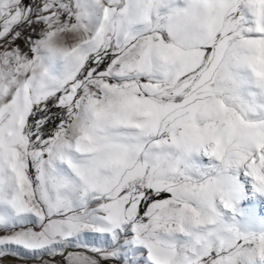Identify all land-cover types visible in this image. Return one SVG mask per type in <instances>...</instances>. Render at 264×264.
<instances>
[{"label": "snow or ice", "instance_id": "obj_1", "mask_svg": "<svg viewBox=\"0 0 264 264\" xmlns=\"http://www.w3.org/2000/svg\"><path fill=\"white\" fill-rule=\"evenodd\" d=\"M264 264V0H0V264Z\"/></svg>", "mask_w": 264, "mask_h": 264}, {"label": "rangeland", "instance_id": "obj_2", "mask_svg": "<svg viewBox=\"0 0 264 264\" xmlns=\"http://www.w3.org/2000/svg\"><path fill=\"white\" fill-rule=\"evenodd\" d=\"M6 264H21V262L15 260H9L6 262ZM26 264H33V262L31 260H28Z\"/></svg>", "mask_w": 264, "mask_h": 264}]
</instances>
